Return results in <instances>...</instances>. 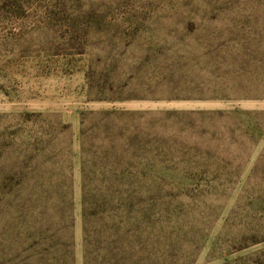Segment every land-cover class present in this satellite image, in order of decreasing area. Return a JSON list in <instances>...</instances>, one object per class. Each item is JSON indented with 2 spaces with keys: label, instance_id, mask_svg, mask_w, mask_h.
<instances>
[{
  "label": "rangeland",
  "instance_id": "obj_1",
  "mask_svg": "<svg viewBox=\"0 0 264 264\" xmlns=\"http://www.w3.org/2000/svg\"><path fill=\"white\" fill-rule=\"evenodd\" d=\"M112 79L123 101L96 100L92 87L112 98ZM236 110L253 113L258 129L247 132ZM112 111L220 113L141 124L175 149L167 161L177 173L223 182L210 193L223 214L200 250L186 247L188 261L264 264V0H0V170L40 167L44 180H68L62 234L76 264H84L82 113ZM45 138L52 154L35 158ZM14 212L0 194V242L15 230Z\"/></svg>",
  "mask_w": 264,
  "mask_h": 264
},
{
  "label": "trees",
  "instance_id": "obj_2",
  "mask_svg": "<svg viewBox=\"0 0 264 264\" xmlns=\"http://www.w3.org/2000/svg\"><path fill=\"white\" fill-rule=\"evenodd\" d=\"M76 25L71 24L73 42L79 35ZM91 25L84 39L93 29ZM181 48L182 59H187L186 44ZM112 63L107 75L115 74L118 62ZM167 68L172 66L168 64ZM108 85L112 98L107 97V88H91L97 91L96 100L122 102L113 79L107 81ZM217 114L82 113L79 164L84 264H192L185 254L186 247L192 244L196 251L207 243L223 214L222 208L211 203L218 196L210 193L219 190L223 182L214 175L177 173L167 161L175 149H168L164 137L159 139L151 126L141 123L153 115L193 118ZM231 114L243 122L247 132L258 129L253 113L236 110ZM50 141L45 138L35 143V158L42 153L52 154ZM185 145L189 146L184 143L176 148L186 149ZM39 169H30L31 174L26 165L18 166L14 173L0 170V194L16 215L10 239L4 237L0 242V264H76L72 245L62 234L69 228L66 216L72 210L68 180H44L36 175ZM200 170L208 171L204 167ZM46 205L57 216L51 217ZM224 236L222 232L218 239ZM19 238H23L22 245L17 244Z\"/></svg>",
  "mask_w": 264,
  "mask_h": 264
}]
</instances>
